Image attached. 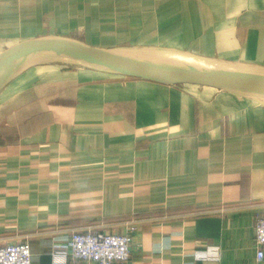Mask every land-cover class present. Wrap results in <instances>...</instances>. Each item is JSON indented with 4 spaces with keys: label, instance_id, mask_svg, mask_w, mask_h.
Instances as JSON below:
<instances>
[{
    "label": "crops",
    "instance_id": "1",
    "mask_svg": "<svg viewBox=\"0 0 264 264\" xmlns=\"http://www.w3.org/2000/svg\"><path fill=\"white\" fill-rule=\"evenodd\" d=\"M55 30L264 67V0H0V53ZM41 65L0 89V246L52 264L72 233L131 231L128 264H264V106Z\"/></svg>",
    "mask_w": 264,
    "mask_h": 264
},
{
    "label": "water",
    "instance_id": "2",
    "mask_svg": "<svg viewBox=\"0 0 264 264\" xmlns=\"http://www.w3.org/2000/svg\"><path fill=\"white\" fill-rule=\"evenodd\" d=\"M31 52L35 55L15 72L2 71L13 59ZM46 62L91 66L115 75L158 84L208 86L249 98L264 106V67L173 65L135 50L100 49L61 39L28 40L0 53V89L28 68Z\"/></svg>",
    "mask_w": 264,
    "mask_h": 264
},
{
    "label": "built area",
    "instance_id": "3",
    "mask_svg": "<svg viewBox=\"0 0 264 264\" xmlns=\"http://www.w3.org/2000/svg\"><path fill=\"white\" fill-rule=\"evenodd\" d=\"M131 231L125 235L98 232L72 233L64 249L52 253V264H128ZM256 259L264 258V216L255 219ZM0 264H31L28 242L0 246Z\"/></svg>",
    "mask_w": 264,
    "mask_h": 264
},
{
    "label": "bare ground",
    "instance_id": "4",
    "mask_svg": "<svg viewBox=\"0 0 264 264\" xmlns=\"http://www.w3.org/2000/svg\"><path fill=\"white\" fill-rule=\"evenodd\" d=\"M138 52H142L156 60H159L164 63H169L173 65H182V66H198V67H212L213 65L204 62L200 59L193 58L192 56H189L187 54H183L181 52H176L172 50L167 49H141V50H135ZM35 55V52L23 54L12 61H10L4 68V73H13L15 72L23 63L28 61L31 57ZM45 64H52V65H62V66H83V65H71L66 63H59V62H46ZM44 63L42 65H45ZM212 88V87H211ZM217 91H219L221 94L227 96V97H233V95L236 96V94H233L226 90H219L216 88H213ZM237 97H240L242 99H249L243 96L237 95ZM250 100V99H249Z\"/></svg>",
    "mask_w": 264,
    "mask_h": 264
},
{
    "label": "rangeland",
    "instance_id": "5",
    "mask_svg": "<svg viewBox=\"0 0 264 264\" xmlns=\"http://www.w3.org/2000/svg\"><path fill=\"white\" fill-rule=\"evenodd\" d=\"M69 26H70V24H69ZM56 32H54L55 33V36H52L51 35V37H54V39H56V38H59V39H61V38H65V37H59V31H57V30H55ZM56 34H58V35H56ZM83 33H82V30H80V31H78V32H76V36L73 34L72 36H73V38H71V37H68V39H72V40H74V41H77L78 43L80 42H83L84 41V38H83V35H82ZM51 37H40V38H51ZM52 39V38H51ZM76 43V42H75ZM139 50V49H138ZM141 50V49H140ZM212 64H214V66H217V67H220V66H222V65H218L217 63H214V62H211ZM45 64V63H44ZM49 65H51V64H49ZM49 65L48 64H46V65H41V66H37L36 68H34V70H32L33 72L34 71H39V72H42L41 70H40V68L41 67H49ZM53 66V65H52ZM54 66H56V67H61L62 69H63V71H82L83 73H95V72H97V71H102V70H100V69H97V68H94V67H91V66H75V67H73V66H62V65H54ZM35 69H37V70H35ZM43 69H45V68H43ZM32 73V72H31ZM43 73V72H42ZM100 76H102V74L101 73H98ZM34 75V74H33ZM125 79V78H124ZM124 81H127V80H124ZM173 87H176V88H179L180 90H184V91H188V92H191V93H203V94H209V95H216V94H218V93H220L219 91H217V90H215V89H213V90H210V89H207V88H204V87H199V86H195V85H174ZM215 90V91H214Z\"/></svg>",
    "mask_w": 264,
    "mask_h": 264
}]
</instances>
